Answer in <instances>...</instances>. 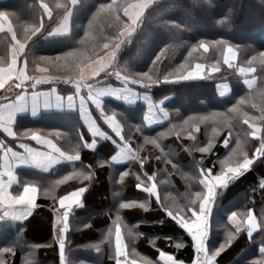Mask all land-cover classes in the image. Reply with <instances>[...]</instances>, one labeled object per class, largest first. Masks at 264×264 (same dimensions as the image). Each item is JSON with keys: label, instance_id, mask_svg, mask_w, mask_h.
Listing matches in <instances>:
<instances>
[{"label": "trees", "instance_id": "1", "mask_svg": "<svg viewBox=\"0 0 264 264\" xmlns=\"http://www.w3.org/2000/svg\"><path fill=\"white\" fill-rule=\"evenodd\" d=\"M136 1L139 0H119L127 5ZM42 3L49 6L51 17L41 8ZM108 3L111 0H77L74 5L70 4V0H6L0 2V5L2 11L8 14L20 40H23L25 27L43 25L41 31L26 44L24 59L29 62L31 71L32 62L39 57H54L86 47L80 41L87 24L99 8ZM212 4L216 6L213 8ZM57 5H66V9ZM229 8L234 10L233 15L217 26L215 20L223 17ZM66 10L71 13L68 34L52 36L53 30L63 21ZM120 16L122 20L128 21L123 11ZM122 28L123 25L105 20H98L94 24L92 42L100 45L99 55L105 51L102 44L108 42L106 37L118 35ZM0 37L5 42L8 39L5 35ZM216 40L227 41L237 53L231 61L234 66L225 64L221 52L211 46L207 52L198 49L189 58L187 70L194 71L196 64L203 65V68L200 75L191 80H161L152 86L133 83L125 85L109 74L100 79L99 83L90 84L89 88L82 87L79 91L71 82L51 81L35 87L29 82L25 89L18 90L12 86V90L8 89V92L0 96V103L23 92L42 95L53 91L62 97L72 96L75 100L81 97L88 102V110L97 127L105 133L104 136L90 135L79 122L77 113L73 112H41L34 119L24 116L18 118L17 130L61 133V139L55 141L59 148L69 154L75 150L80 158L74 164H61L47 174L32 173L29 184L38 189L37 208L29 219L18 225L17 231L0 234V250L11 248L14 253L5 254L6 264H59V239L56 226L54 231L52 229V210L59 209L57 202L60 197L80 187L86 189L81 197V206L71 208L69 229L62 233L65 237L64 264H115L114 229L113 241L107 237L117 215L121 216L126 226L121 231L128 248H134L139 253L135 257L137 264H145V258L158 260V249L182 264H191L196 259L191 237L171 220L157 203V197L174 210L177 204L186 203L190 193L203 190L198 182L201 170H210L213 175L221 173L220 162L236 147L237 139L241 140L243 151L250 157L255 154L259 140L245 136V132L250 129L244 123V113L258 116L259 108L264 106V63H261L258 56L264 53V0H212L211 4L206 0H154L145 10L129 42L122 44L118 50L114 63L118 70L143 74L149 71L156 57L167 48L168 54L159 65L158 73L167 74L184 63L188 52L201 41L207 43ZM252 56H257L251 65L253 71L241 73L239 69L248 68L247 62ZM214 66L218 71H212ZM246 80L252 82L251 88L245 83ZM219 85L228 87L227 96L219 95ZM99 86L131 89L139 96L148 97L155 107L167 113L168 118H163L154 127H147L145 117L148 107L141 100L127 105L117 98L101 97V108L97 109L87 97L89 89ZM241 99L246 101L241 106L242 111L229 112ZM252 104L257 107L253 108ZM102 112L117 114V120L122 126L121 136L129 140L134 150H139L142 158H146L143 168L135 160L122 164L113 162V157L119 151L120 140L105 125ZM212 113L221 115L216 116L215 121L210 118L200 122L201 117H210ZM186 120L189 121L187 125L184 124ZM255 123L264 131V123ZM227 124L233 129L232 135H229ZM174 125L176 127L173 129ZM137 127L140 131H137ZM213 127H217L219 135L215 137L211 150L207 153L196 151V148L208 144L213 135ZM170 130V134L160 135ZM189 130L195 135V140L188 137ZM176 132L181 133L179 138ZM146 136L157 139L159 147L146 144ZM226 138L229 141L227 146L224 145ZM93 141V149L84 146ZM238 160H242L239 150L232 156L233 164ZM81 170L91 172V178L70 177L56 185L50 196L43 194V189L56 180ZM124 172L128 175L121 181ZM153 172L156 176L149 182L144 173L152 175ZM262 180L264 156L254 160L247 171L230 179L226 186L217 187L208 216L205 241L208 252L212 254L218 251L226 233L232 230L229 217L233 213L251 210L257 218L258 230L251 235L246 230L241 231L234 242L215 257L214 264H259V261L264 260V252L261 251L264 248ZM145 183L148 187L156 185V195L149 197L143 190ZM165 197H168L166 201ZM124 203L131 206L120 208V204ZM145 203L147 209L140 207ZM36 217L42 219V222L36 221ZM239 221L240 216L237 217V223ZM44 224V231L37 240L31 226L41 227ZM128 229L134 233L133 236L127 235ZM177 243H181L182 247L177 249Z\"/></svg>", "mask_w": 264, "mask_h": 264}, {"label": "snow or ice", "instance_id": "2", "mask_svg": "<svg viewBox=\"0 0 264 264\" xmlns=\"http://www.w3.org/2000/svg\"><path fill=\"white\" fill-rule=\"evenodd\" d=\"M77 3V0H70V4L74 5ZM154 0H140L139 3L127 5L122 4L119 0H111V3H108L99 8L96 14L92 17V19L88 22L87 28L85 30L84 36L80 41V44L86 47L79 48L74 51L66 52L63 55H58L54 57L42 56L39 57L37 61L32 62L31 71L29 62L24 59V53L26 50V44L29 40L32 39L38 32L41 31L42 24L37 26L35 24L29 25L24 29L23 40L17 38V32L14 31L12 23L9 20V16L6 13L0 12V32H6L11 34V39L14 42L12 44V50L10 59L7 63H0V69H3L2 73V83H0V89H5L6 84L11 88L14 86L15 89H25L29 82L32 83V86L39 85L41 83H47L51 81H64L71 82L77 90L80 88H89L90 84L99 83L100 79L106 78L107 75H111L116 80L123 82L125 85L129 83L141 85V86H152L156 85L161 80L163 82H179L182 80H191L200 75L203 65L196 64L194 71H188V66L190 64L189 58L192 57L193 53L198 49H203L205 52L208 51L211 46L213 49H217L223 55L224 63L228 64L229 67H233L234 65L231 63L232 60L236 58L237 53L232 49L228 42L225 40H216L209 41L205 43L201 41L197 46L193 47L191 51L188 52V57L185 59V62L177 66L174 70L168 72L167 74H158L159 73V65L163 62L164 58L168 54V49H164L161 53L156 57L153 62L152 67L148 72L143 74L137 73H129L126 69L121 71L114 67L115 60L117 58L118 50L121 49L122 44L129 42V38L132 36V33L139 26V22L143 17V14L146 9H148ZM41 8H43L44 12L51 17V11L47 4L42 3ZM58 7H63L66 9V5H57ZM123 11V15L128 18V21L122 20L120 13ZM70 10H66L64 13L62 23L53 31L55 32H68L70 29ZM98 20H105L109 23L116 22L117 24L123 25L122 30H119L118 35L112 37H106L108 42L102 44V48L105 50L103 55L98 54V49L100 45L92 42L93 40V28L94 24ZM130 22V23H129ZM227 49L225 52L224 50ZM261 63H264V53L258 54ZM257 60V56H252V58L247 62L249 67L244 68L241 67L239 71L241 73L251 72L253 71L251 65ZM219 63V62H217ZM212 71H218V68L215 66L212 68ZM186 73V74H185ZM103 74V77H102ZM10 82V83H9ZM246 84H248L249 88L252 87V82L246 80ZM107 91H112L108 89ZM105 91H97L96 93H90L88 99L95 104L97 109L101 108V100L100 96L104 95ZM21 101H23V97H20ZM35 100V97L33 98ZM69 104L72 102V98L69 97ZM246 103L245 99H241L237 105L233 106L229 109V112H238L242 111L241 106ZM81 110L84 111L85 101L82 98L80 101ZM253 108H256V104H252ZM260 115L252 116L249 113H244V123L248 125L249 131L245 132V136H251L256 140H259V146L255 149V154L251 157L247 152L243 151L241 140L237 139L236 147L232 149V151L228 154L225 160L221 161L222 171L219 174L213 175L210 170H201L200 175L198 177V182L203 186V190L196 193H190L187 197V202L184 204H177L175 210L171 207H168L165 202L161 201L159 197H157V203L161 205V208L166 212V214L171 218V220L175 221L180 228L184 229L188 235L191 237L194 242V249L196 253V264H214L215 257L221 255L227 247H229L234 240L238 237L241 231H247L249 234L252 233L253 230L257 228V218L254 213L249 210L243 213H233L229 217V222L232 225V230L226 233V238L224 242L220 245L218 251L210 254L206 249V237H207V226H208V216L211 210L212 202L216 195L217 187H224L227 185V182L230 179H233L236 176L241 175L243 172L247 171L250 166L253 164L254 160H256L260 156H264V131H262L261 127L256 125V121H261L264 123V106L259 108ZM106 124L111 128V130L115 133L117 137H121L122 135V126L121 123L117 120V114H104L101 113ZM153 113H149L148 116L145 117V120L148 123L152 122ZM221 115L220 113H212L211 116L201 117L200 122H204L208 119H213L215 121V117ZM164 119H167V113L163 115ZM10 119V118H9ZM195 119V118H190ZM227 119V118H226ZM184 124H189V121H184ZM229 128V135L233 134V129L230 124H227ZM176 126H173V129ZM90 131L94 136H104L105 133L100 131V129L96 126L94 122L89 123ZM8 136L14 137L16 134L12 130L10 126L5 127L3 129ZM137 131H140V128L137 127ZM169 133H161L160 135H167ZM177 138L180 137L181 133H175ZM212 138L208 141V144L204 147H198L195 150L201 153H207L211 150L215 137L219 135V131L217 127L212 128ZM61 133L59 132H47L41 133L37 131H25L22 136L26 139H31L39 144L46 145L48 149L51 150V153L59 154L61 158H65L70 161L78 160L79 153L75 150L72 154H66L61 151V149L57 146L55 141L61 139ZM187 135L190 139L195 140L196 137L192 131H187ZM144 142L151 143L159 147L157 139H153L150 137H145ZM95 141L91 143H86L84 146L87 148H93ZM229 143L228 139L224 140V145L227 146ZM119 151L113 159H131L138 161L143 168L144 161L146 158H142L139 155V150H134L129 143V140L126 137L123 140H120L118 143ZM239 150L242 160H238L233 164L232 156ZM28 154L34 161H38L39 163H45L44 159H40L41 154L33 153L29 148L27 149ZM46 159H51V156L46 157ZM159 159V157H157ZM175 167V165H173ZM128 173L124 172L120 180L123 181L124 176H127ZM147 180L153 181L156 173L153 172L152 175H148ZM92 176L91 172L84 171H74L69 176H65L62 179L56 180L51 186L43 189V194L45 196H50L54 190L56 185H59L70 177H77L82 179H90ZM6 177V179H5ZM15 176L11 171L9 160L7 154L4 157H0V208L13 216H16L18 219L26 218L30 215L33 210L36 208L35 199L37 193V187L34 185H25L23 187L22 193L19 195H14L11 191H9L10 186L15 180ZM139 180L140 177H137ZM142 183H144L142 181ZM139 187V185H137ZM260 187L264 188V180L261 181ZM146 193H148L149 197L156 195V185L152 184L151 187H148L145 183L144 189ZM86 189L84 187H80L78 190L71 191L62 197L59 198V207L63 209V211H59V209H53L54 214L56 216V234L59 239V257L60 264H64V247H65V237L62 235L63 232H66L69 229V217L71 206L75 204L77 207L80 205V200L82 195L85 193ZM168 197H165L166 201ZM130 204L124 203L120 204V208H128ZM147 203L141 204L140 207L147 209ZM11 210V211H10ZM190 213V215H189ZM240 216V221L237 223V217ZM264 219V218H262ZM59 225V227H57ZM122 227H126L123 225L122 218L120 215H117L115 219L112 221V228L108 232V239L112 240L113 229L115 231V240H114V252L115 257L117 259V264H136L135 257L139 255V253L134 249H129L128 245L125 242V238L122 235ZM128 236H133L134 233L128 229ZM138 235V234H135ZM113 241V240H112ZM176 248L179 249L182 247L181 243H177ZM159 259L156 261L149 260L145 258V264H159L162 260L163 264H182V262H178L172 256L165 254V252L160 251L159 249ZM264 252V248L261 249ZM5 254L13 255V250L11 248H6L0 250V264H6ZM259 264H264V260L259 261Z\"/></svg>", "mask_w": 264, "mask_h": 264}, {"label": "crops", "instance_id": "3", "mask_svg": "<svg viewBox=\"0 0 264 264\" xmlns=\"http://www.w3.org/2000/svg\"><path fill=\"white\" fill-rule=\"evenodd\" d=\"M2 1H6V0H0V2ZM139 2L140 0L129 4V6L132 4L139 3ZM0 12H3L1 9V5H0ZM68 32L64 33V32L53 31L52 36H56V37L63 36V35H67ZM0 35L1 36L5 35L8 38L6 39V42H5L3 38L0 37V63L2 62L7 63L8 60L10 59L12 44L14 42L11 39V34H8L6 32H0ZM71 85L73 84L71 83ZM6 88L12 90V87L9 88L8 84H6ZM108 89H111L112 91H107ZM89 90H90L89 94L90 93L94 94L97 91H105V94L100 96L99 98L113 97V98H117L120 102L125 103L127 105H131V104L133 105V103L138 100H141L143 103H146L148 107L147 116L149 115L150 112L154 114L152 117L151 123H148L146 121L147 127H154L157 124H159V122H161V120L163 119L164 112H162L161 109H159L158 107H155L151 103L148 97L139 96L138 93H136L135 91L131 89L121 90V89L112 88L110 86L109 87L99 86V87H94ZM217 91L219 95L223 97L227 96L229 93V89L226 85H219L217 88ZM5 92H8V91H5V89H0V96L1 95L3 96ZM20 97L24 98L23 101H21ZM34 97H35V100L33 99ZM70 97L72 98L71 104H69V100H68L69 97H62L58 95L57 92L51 91L48 93H44L42 95L23 92L13 97L12 99L8 100L7 102L0 103V133L2 134V137H3V138L0 137V157H4L5 154H7L8 156L11 171L13 172V175L16 178L13 181L9 189V191H11L14 195H19L20 193H22L23 187L25 185H29V181L31 180L32 173L47 174L50 171H52L55 167L61 164H65V163L74 164L75 162V161L67 160L65 158H61L59 154L51 153V150L48 149L46 145H42L35 141H32L31 139L24 138L22 136V132L23 131L25 132V130L23 129L17 130V127H16L18 118L24 116V117H28V118L30 117L34 119V118L39 117L41 112H56V113L57 112L58 113L60 112L61 113H68V112L72 113L73 112V113H77L76 116H78L79 122L85 126L86 131L90 135H93L92 132L90 131L89 123L94 122L96 124V122L92 117L91 111L88 110V107H87L88 102H86L85 100L86 102L84 104L85 110L82 111L81 104H80L81 97L78 100H75L72 96ZM90 102L92 103L91 100ZM104 123L107 126V128L113 134H115L111 130V128H109V126L106 124L105 121ZM8 126H10L12 130L14 131V133L16 134L14 137L8 136V134L3 130L5 127H8ZM118 138L119 140H123L122 136ZM94 146H95V143H94ZM29 148L32 150L33 153L41 154L40 159H44L45 163L41 164L38 161H34L27 152V149ZM93 148H90V149H93ZM66 154H69V153H66ZM49 156H51V159H46V157H49ZM128 160H131V159H113V162L122 164ZM37 196H38V189L36 193L35 204H36ZM57 204H58L57 207L60 209L59 200ZM72 207H77V206L73 204L71 208ZM60 210L63 211V209H60ZM52 213H53L52 229L54 231V227L56 225V216L53 210H52ZM31 214L28 215L26 218L18 219L16 216L6 213L3 210V208H0V234L17 231L18 225H21V223L29 219ZM257 230H258V223H257V228L253 230L251 234H253ZM114 240H115V236H114ZM58 247H59V243H58ZM158 259H159V256H158ZM160 262L163 264L162 260ZM59 264H60V257H59ZM115 264H117V260L115 261ZM191 264H196V259H194V261Z\"/></svg>", "mask_w": 264, "mask_h": 264}, {"label": "clouds", "instance_id": "4", "mask_svg": "<svg viewBox=\"0 0 264 264\" xmlns=\"http://www.w3.org/2000/svg\"><path fill=\"white\" fill-rule=\"evenodd\" d=\"M207 3L211 4L212 0H206ZM216 5L212 4V7L214 8ZM234 10L232 8L227 9L226 14L223 17L217 18L215 20V24L217 26L225 23L227 20H229V18L233 15ZM3 73V69H0V74ZM0 83H2V75H0Z\"/></svg>", "mask_w": 264, "mask_h": 264}, {"label": "rangeland", "instance_id": "5", "mask_svg": "<svg viewBox=\"0 0 264 264\" xmlns=\"http://www.w3.org/2000/svg\"><path fill=\"white\" fill-rule=\"evenodd\" d=\"M36 221H38V222H42V219H40V218H34ZM40 225H42V224H40ZM40 225L39 226H31V230H32V232H34V234L36 235V239L38 240V238H39V236H41V234L43 233V227L45 226V224L43 225V226H41L40 227Z\"/></svg>", "mask_w": 264, "mask_h": 264}]
</instances>
